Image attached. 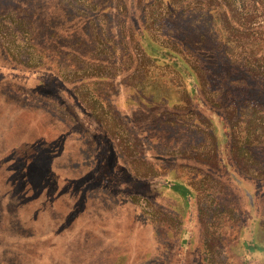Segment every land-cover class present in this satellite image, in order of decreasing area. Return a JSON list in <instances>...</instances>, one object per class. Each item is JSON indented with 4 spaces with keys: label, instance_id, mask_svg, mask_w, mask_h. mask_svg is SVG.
I'll return each instance as SVG.
<instances>
[{
    "label": "rangeland",
    "instance_id": "obj_1",
    "mask_svg": "<svg viewBox=\"0 0 264 264\" xmlns=\"http://www.w3.org/2000/svg\"><path fill=\"white\" fill-rule=\"evenodd\" d=\"M249 1L0 0V264H264Z\"/></svg>",
    "mask_w": 264,
    "mask_h": 264
},
{
    "label": "trees",
    "instance_id": "obj_2",
    "mask_svg": "<svg viewBox=\"0 0 264 264\" xmlns=\"http://www.w3.org/2000/svg\"><path fill=\"white\" fill-rule=\"evenodd\" d=\"M148 1V0H146ZM151 4H155V5H163L165 4L166 6H168L170 9V14H174L173 11V7L177 8L178 6H181L183 4L182 0H150ZM225 2L226 5H233V4H237L238 0H223ZM249 1V0H248ZM255 1V0H252ZM260 5H261V9H264V5L262 4L264 2V0H256ZM180 2V4H179ZM250 2V1H249ZM244 3H246V0H244ZM165 7V6H164ZM232 11H234L232 8H230ZM166 9L163 10L162 14H165ZM157 14H161L160 12H157ZM171 18H173V15L171 16ZM234 31L236 33H238L237 31H240L238 28L234 29ZM170 34L174 32V29L171 25L170 30H169ZM243 32L245 34H249L250 31L248 28H244L240 31V33ZM140 35V39L142 42V45L146 48V51L149 52V54L154 55L156 57H159L163 60H165L167 63L173 65L180 73L183 77L185 78H194V80L196 81V75H195V68L194 66L190 63L189 61V57H185V55L181 54V50L178 49V47L174 44L175 47H171L169 44H164L162 42L156 41L153 39V36L149 34L147 27L143 29H141V32L139 33ZM186 44V46L184 45V47L190 48V46ZM247 47L249 50H251L252 48L248 46H242L243 51L245 53H249V50L247 51ZM232 49V48H231ZM196 53H200L199 52V48L195 47V49L193 50ZM250 54V53H249ZM254 57L260 58L259 61L262 63V65H264V57L260 56L262 55V52L258 53L255 52L253 53ZM259 56V57H258ZM252 57V58H254ZM257 58H254L255 60H258ZM254 62V60H253ZM259 65V64H258ZM198 87V86H197Z\"/></svg>",
    "mask_w": 264,
    "mask_h": 264
}]
</instances>
